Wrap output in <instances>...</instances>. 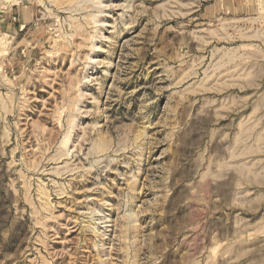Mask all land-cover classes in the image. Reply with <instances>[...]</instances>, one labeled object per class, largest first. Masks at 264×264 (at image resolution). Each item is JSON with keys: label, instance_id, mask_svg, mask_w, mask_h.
Masks as SVG:
<instances>
[{"label": "rangeland", "instance_id": "obj_1", "mask_svg": "<svg viewBox=\"0 0 264 264\" xmlns=\"http://www.w3.org/2000/svg\"><path fill=\"white\" fill-rule=\"evenodd\" d=\"M0 264H264V0H0Z\"/></svg>", "mask_w": 264, "mask_h": 264}]
</instances>
